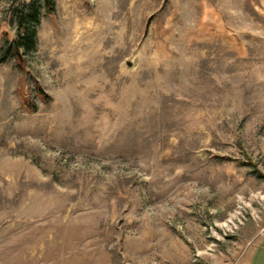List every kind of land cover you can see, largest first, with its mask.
<instances>
[{
    "label": "rangeland",
    "instance_id": "rangeland-1",
    "mask_svg": "<svg viewBox=\"0 0 264 264\" xmlns=\"http://www.w3.org/2000/svg\"><path fill=\"white\" fill-rule=\"evenodd\" d=\"M263 238L264 0H0V264H248Z\"/></svg>",
    "mask_w": 264,
    "mask_h": 264
},
{
    "label": "trees",
    "instance_id": "trees-1",
    "mask_svg": "<svg viewBox=\"0 0 264 264\" xmlns=\"http://www.w3.org/2000/svg\"><path fill=\"white\" fill-rule=\"evenodd\" d=\"M39 1H41V0H34V2H39ZM43 1H44L45 5L47 7V10L49 12L53 13L54 10H55V1L56 0H43ZM29 18H30V20L32 22L38 23V21H39L38 11L37 12L34 11V12L30 13L29 14ZM23 41H24V45H25L26 49H28L29 51L30 50H33L35 48V36H34V34H29V33H27L25 31V33L23 35ZM16 45H17V47H16L17 60H19V61L20 60H23L22 53L18 52L20 50L19 47L21 45V42L20 41H17L16 42ZM6 56L7 55H5L3 59H5ZM39 92L42 95H44L45 97H47L46 94L42 90H39Z\"/></svg>",
    "mask_w": 264,
    "mask_h": 264
},
{
    "label": "crops",
    "instance_id": "crops-1",
    "mask_svg": "<svg viewBox=\"0 0 264 264\" xmlns=\"http://www.w3.org/2000/svg\"><path fill=\"white\" fill-rule=\"evenodd\" d=\"M248 264H264V238L250 254Z\"/></svg>",
    "mask_w": 264,
    "mask_h": 264
}]
</instances>
